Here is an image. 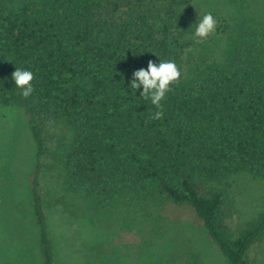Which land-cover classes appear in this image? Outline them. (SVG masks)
I'll use <instances>...</instances> for the list:
<instances>
[{
  "label": "trees",
  "instance_id": "16d2710c",
  "mask_svg": "<svg viewBox=\"0 0 264 264\" xmlns=\"http://www.w3.org/2000/svg\"><path fill=\"white\" fill-rule=\"evenodd\" d=\"M231 2L233 19L212 14L226 43L221 59L186 61L204 15L192 0H0V104L25 110L36 145L30 196L43 264H55L39 179L53 126L66 132L52 154L68 188L104 207L132 191L188 205L227 264H251L264 215L233 233L226 191L200 192L241 172L264 180V22L246 0ZM168 60L181 76L153 120L143 85L130 84L149 61ZM16 67L34 75L27 98Z\"/></svg>",
  "mask_w": 264,
  "mask_h": 264
},
{
  "label": "rangeland",
  "instance_id": "374dc122",
  "mask_svg": "<svg viewBox=\"0 0 264 264\" xmlns=\"http://www.w3.org/2000/svg\"><path fill=\"white\" fill-rule=\"evenodd\" d=\"M202 14L231 20L237 6L231 0H192ZM245 10L264 22V0H246ZM226 43L216 31L188 55L221 59ZM53 124L49 125V128ZM49 142L39 176L55 264H227L195 211L170 200L139 199L121 194L112 206L68 188L52 154L61 126ZM36 158L25 110L0 104V264H43L32 214L30 187ZM226 191L225 224L233 233L253 228L264 215V180L247 172L222 183L208 184ZM247 258L264 264V236L254 242Z\"/></svg>",
  "mask_w": 264,
  "mask_h": 264
},
{
  "label": "clouds",
  "instance_id": "9594fccd",
  "mask_svg": "<svg viewBox=\"0 0 264 264\" xmlns=\"http://www.w3.org/2000/svg\"><path fill=\"white\" fill-rule=\"evenodd\" d=\"M216 26L217 20L213 15L211 13L204 14L195 28L194 42L203 43L209 35L214 33ZM11 75L15 86L22 90L20 95L24 98L29 97L34 91L31 83L34 79L33 73L16 67ZM180 76V69L172 60L160 61L159 65L149 61L147 70L140 69L134 73V79L130 84L131 89L137 90L143 85L141 97L150 99L152 105L157 108L151 119H162L163 106L161 102L166 94L172 90L170 85L178 83Z\"/></svg>",
  "mask_w": 264,
  "mask_h": 264
}]
</instances>
